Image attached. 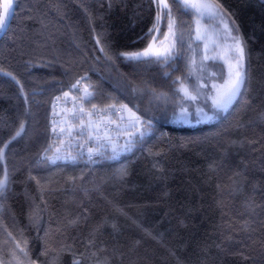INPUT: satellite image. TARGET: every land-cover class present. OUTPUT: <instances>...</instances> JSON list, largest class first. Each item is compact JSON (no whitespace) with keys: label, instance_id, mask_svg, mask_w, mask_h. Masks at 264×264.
<instances>
[{"label":"trees","instance_id":"1","mask_svg":"<svg viewBox=\"0 0 264 264\" xmlns=\"http://www.w3.org/2000/svg\"><path fill=\"white\" fill-rule=\"evenodd\" d=\"M210 1L244 44L245 86L185 125L194 17L173 0L167 63L121 55L165 37L157 0H15L0 38V264H264V0ZM81 78L90 106H127L148 132L95 165L51 162V101Z\"/></svg>","mask_w":264,"mask_h":264},{"label":"snow or ice","instance_id":"2","mask_svg":"<svg viewBox=\"0 0 264 264\" xmlns=\"http://www.w3.org/2000/svg\"><path fill=\"white\" fill-rule=\"evenodd\" d=\"M174 3L178 4L180 10L191 17H194L193 24L196 26L194 28V31L199 33L200 28L199 25L201 21H207L210 27L206 29L207 34H211L216 27L219 25H213L212 22L215 20H218L220 23L224 24L225 29V40H230L231 45L229 48V54L232 57V61L234 62H228L229 63V72H228V78L225 80L223 85L217 86L215 84L212 85V89L214 90V94L210 97L211 99V107L216 109L217 111H224L226 110L232 102L240 95L241 90L245 86V80H246V73L244 69V57H245V48L244 44L240 38V36L232 35V29L228 27L227 22L224 21V13L222 9L216 4H213L209 2V0H173ZM158 6L160 4L163 5V8L166 10V27L168 29V32L171 34L172 39L169 43V47L166 48L164 51H154L152 49V45L149 44L148 48L141 52H133V53H121L122 56H125L127 59L130 60H143V59H152L156 62L161 63H167L170 59L173 58V49L176 47V32H175V24L176 21L171 15V9L169 8L168 4L166 3V0H157ZM15 9L13 8L12 0H5L3 4L2 12H0V32H3L8 27V21L11 20L14 16ZM160 16L156 17V22L153 24L152 28L148 30V32L145 34V39H155L154 33L159 31V23H160ZM208 38V35L200 36L197 35L198 40L206 39ZM165 40H168L169 37L165 36ZM181 43L182 36L180 37ZM194 63V62H193ZM10 75V74H8ZM79 83V82H78ZM75 87V85H73ZM178 92H182L184 94L183 98L190 100V101H196L199 97V90L197 89V94L193 95L187 88L181 85L179 89H177ZM91 96V94H88ZM127 111H131L130 109H127V106H124ZM81 111H83L81 109ZM181 116H188L191 115L188 113L186 108L181 107L180 109ZM203 117H206L207 119H211L212 117L207 116V113L204 112L202 108L197 109V115H201ZM123 119V118H121ZM129 130L136 129V133H131V135H135L138 133V135L143 138L145 135L144 131H141L138 127V125L141 123L139 117H136L135 119H129L127 121ZM24 131V126L21 123L18 130L15 132V135L12 137V139H16L17 137L21 136ZM53 132L56 131L55 127L52 129ZM61 132L64 131L63 128L60 130ZM69 134H71L69 132ZM91 138V136H90ZM97 140L100 139V137H96ZM7 145H3L2 148H0V161L3 159V148H6ZM115 151V149H113ZM8 186V176L7 172L5 171L3 174V177L0 178V196H3ZM21 251H23L21 249Z\"/></svg>","mask_w":264,"mask_h":264},{"label":"built area","instance_id":"3","mask_svg":"<svg viewBox=\"0 0 264 264\" xmlns=\"http://www.w3.org/2000/svg\"><path fill=\"white\" fill-rule=\"evenodd\" d=\"M89 93V85L81 78L53 97L49 111L53 136L48 153L51 162L76 161L91 166L110 153L122 151L120 133L126 122L124 105L90 106Z\"/></svg>","mask_w":264,"mask_h":264},{"label":"rangeland","instance_id":"4","mask_svg":"<svg viewBox=\"0 0 264 264\" xmlns=\"http://www.w3.org/2000/svg\"><path fill=\"white\" fill-rule=\"evenodd\" d=\"M209 2L213 3L210 0ZM159 6L163 16V13L166 10L163 8L162 4H160ZM2 9L3 6L1 8V12ZM223 19L224 21L227 22L228 27L231 28L225 15ZM212 24L213 25L218 24L219 26L216 27L211 34L206 33V29L210 27L208 22L201 21L199 25L200 28L199 33L194 31V28L196 26L193 24V32L192 30H190V32L185 36V38L184 37L182 38L184 47L187 50V54L189 56L192 65L191 76L194 78V81L190 82V84L192 83V85L187 84L184 85V87L187 88L189 92H191L193 95L197 94V89H198L199 97L196 101H190L186 99L188 101L187 104L188 107L185 106L184 108H186L188 113H190L191 115L182 117L179 111L178 114L179 116L177 117L176 122H174L176 124L194 125L196 122L210 121L215 118L214 112L216 109L211 107V99H210V97L214 94L212 85L215 84L217 86H220L224 84L225 80L228 78V72H229V63H226V61L231 62L233 64L234 62L232 61V57L229 54L231 41L225 40L223 38L225 35L224 24L220 23L218 20L213 21ZM175 32H176V41H177L179 34L176 25H175ZM197 35L200 36L208 35V38L198 40ZM232 35H234L233 32ZM165 36H168L169 39L168 40H165L164 38L158 39V37H156L154 42L151 43L152 49L154 51H164L166 48L169 47V43L172 39V36L168 31ZM209 60L212 61L213 63L217 61V62H222L224 64L226 69V74L224 75V77L222 76L221 78H219L220 76L219 74L221 70L219 69L218 66L216 67L214 64H208L207 62H209ZM200 108H202L204 112L207 113V116L212 118L207 119L206 117H203L202 114L197 115V109ZM127 109H130L131 111H127L125 109L126 122L124 125L121 126V133H120V137L122 138V141L120 142L121 150H124L126 148L127 140H129L131 136H134L131 135V133H136V129L129 130L127 121L129 119H135L136 117H139L136 114V112L133 111L131 108L127 107ZM138 127L141 131H144L145 133L148 132V130L143 129L142 122L138 125ZM4 149L5 148H3V153H4ZM115 154H118V152ZM2 162L4 163V154H3ZM5 171L7 172L6 167H4V172Z\"/></svg>","mask_w":264,"mask_h":264},{"label":"water","instance_id":"5","mask_svg":"<svg viewBox=\"0 0 264 264\" xmlns=\"http://www.w3.org/2000/svg\"><path fill=\"white\" fill-rule=\"evenodd\" d=\"M12 3H13V8L15 9V0H12ZM11 21H12V19L7 22L8 23V27H9ZM8 27L3 32H0V38L4 35V33L6 32Z\"/></svg>","mask_w":264,"mask_h":264}]
</instances>
